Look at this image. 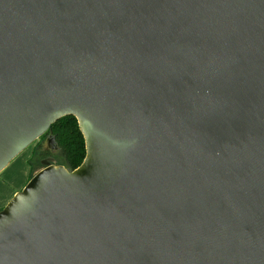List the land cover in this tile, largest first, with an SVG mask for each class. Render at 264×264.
<instances>
[{"label": "water", "instance_id": "1", "mask_svg": "<svg viewBox=\"0 0 264 264\" xmlns=\"http://www.w3.org/2000/svg\"><path fill=\"white\" fill-rule=\"evenodd\" d=\"M68 116L0 264H264V0H0V173Z\"/></svg>", "mask_w": 264, "mask_h": 264}, {"label": "trees", "instance_id": "2", "mask_svg": "<svg viewBox=\"0 0 264 264\" xmlns=\"http://www.w3.org/2000/svg\"><path fill=\"white\" fill-rule=\"evenodd\" d=\"M48 136L54 137L66 169L72 171L81 165L86 153L85 144L74 117H64L54 123L47 133L38 139L36 152L41 151V142Z\"/></svg>", "mask_w": 264, "mask_h": 264}, {"label": "rangeland", "instance_id": "3", "mask_svg": "<svg viewBox=\"0 0 264 264\" xmlns=\"http://www.w3.org/2000/svg\"><path fill=\"white\" fill-rule=\"evenodd\" d=\"M37 143L38 140L19 155L21 156L22 154L28 152V161L27 158L24 161L20 159L15 164H13L16 159L15 158L8 165L10 167L4 171V175H1L3 171L0 173V210H2L6 203H8V201L12 198V194H16L17 192L21 191L22 188L29 181V179L42 168V166L39 164V159H37V157L41 154V152H43L44 149H46V139L41 142L42 148L41 151L38 152L35 151ZM32 161L34 162L31 164ZM52 161L55 165L63 166L64 164L59 151H56L52 154ZM25 164H27L28 166L26 179L24 178V174L26 172V169L24 167ZM11 192L12 194L9 195Z\"/></svg>", "mask_w": 264, "mask_h": 264}, {"label": "flooded vegetation", "instance_id": "4", "mask_svg": "<svg viewBox=\"0 0 264 264\" xmlns=\"http://www.w3.org/2000/svg\"><path fill=\"white\" fill-rule=\"evenodd\" d=\"M55 152L56 151H51V150L47 149V146H46V149L43 150V153L38 155L37 159H39V164L42 166V168H43L42 163L43 162H49L50 160H52V154Z\"/></svg>", "mask_w": 264, "mask_h": 264}, {"label": "crops", "instance_id": "5", "mask_svg": "<svg viewBox=\"0 0 264 264\" xmlns=\"http://www.w3.org/2000/svg\"><path fill=\"white\" fill-rule=\"evenodd\" d=\"M27 154H28V152H26V153H24V154H22L21 156H18V158H16L15 159V161L13 162V164H15L18 160H25L26 158H27ZM29 158V157H28ZM28 158H27V161H28ZM26 162V161H25ZM27 163V162H26ZM10 166H8L5 170H7L8 168H9ZM25 169H26V172H25V174H24V178L26 179V175H27V172H28V166H27V164H25ZM4 170V171H5ZM4 171L1 173V175H4ZM23 185V184H22ZM21 187H23V186H21ZM20 187V188H21ZM12 194V192L9 194V195H11ZM15 195V193H13L12 194V197ZM7 204V203H6Z\"/></svg>", "mask_w": 264, "mask_h": 264}]
</instances>
